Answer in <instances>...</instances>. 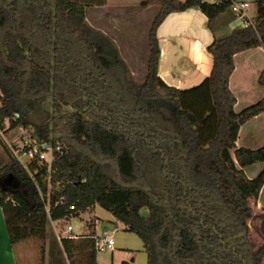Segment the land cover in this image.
Returning <instances> with one entry per match:
<instances>
[{
	"label": "trees",
	"instance_id": "1",
	"mask_svg": "<svg viewBox=\"0 0 264 264\" xmlns=\"http://www.w3.org/2000/svg\"><path fill=\"white\" fill-rule=\"evenodd\" d=\"M106 1L0 0V131L6 121L7 130L31 129L54 157L50 172L15 158L1 167L0 179L19 188L0 183L1 206L12 198L27 213L60 220L99 205L142 239L148 264H264L249 226L264 167L253 178L244 171L264 163V145L237 146L264 97L238 112L230 86L235 55L264 46V0L254 1L253 26L223 36L216 23L232 0H147L159 11L141 83L113 39L87 22V8ZM193 7L214 33L213 66L201 83L180 88L160 75L157 29ZM95 235L62 238L71 264H97Z\"/></svg>",
	"mask_w": 264,
	"mask_h": 264
},
{
	"label": "crops",
	"instance_id": "2",
	"mask_svg": "<svg viewBox=\"0 0 264 264\" xmlns=\"http://www.w3.org/2000/svg\"><path fill=\"white\" fill-rule=\"evenodd\" d=\"M111 1H113V3H111ZM146 1L147 0H107L106 3L102 5H96V7L98 6V11H111L110 15L113 16L114 19L117 15L112 13L113 10H120V14L118 16L121 17L116 18L120 22H123L124 20L125 24L127 25L128 36L126 37L128 40L134 42L133 38L135 37L137 38V40H135L137 46L140 43L145 45V52L142 58H144V63L147 67L146 62L147 57L149 56L148 30L150 31L151 27H146L145 21L147 24L151 23L148 25L151 26L159 11V7L155 5H147ZM207 1L214 2V0ZM235 1H248L250 3L249 8H251L255 0ZM111 4H114L115 6L113 7ZM250 15L252 18L255 17L257 15V8L255 11H253V14L250 13ZM144 18H147V20L143 21ZM230 20H235V15L232 9L231 12L225 13L217 19V23H219L216 32L217 35L224 34L221 33L224 32V29L226 30V34H229L235 29L234 27H230ZM90 23L89 24L91 26L97 29L99 28V30L101 29V31H103L106 35H109V30L99 27V25H95L92 22ZM143 25L145 28L142 35L140 28ZM199 27L204 34V40L195 37V34L198 35L199 33ZM237 27H240V25L236 26V28ZM204 28L206 31L203 30ZM137 33L140 34V36L142 35V42H140V36H137ZM157 35L161 47L160 75L169 85L180 88L188 87L196 84L209 75L213 66V59L212 56L207 52V47L214 40V33H212L208 27V17L201 11L199 7H193L183 12H174L169 14L158 27ZM111 39L117 43L122 57L128 63V65H130L128 59L124 56L122 48L118 44L117 39L115 37ZM136 47H132L129 51L131 53L137 52L136 50L138 48ZM176 57H178V62H173ZM172 62L173 67L180 70L183 69L185 74L181 75L179 78L174 77L177 71H174L171 68L170 65ZM235 63L236 69L230 77V86L236 96V99L238 100L235 105V110L240 112L241 109L245 108L246 106L256 103L250 102L251 104H246L240 107V102L243 100L244 96L253 97L252 99H256L257 102L264 97V84L259 81L260 75L264 71V46H258L257 48H252L238 53L235 55ZM132 73L134 72L132 71ZM180 73L182 72L180 71ZM145 76L146 72L144 78ZM239 93H242L243 95H240ZM8 128L9 126H6L5 130ZM5 130L0 131V168L6 166L11 161V159L14 158L10 148L8 147V143L4 138L6 134H8L7 132L9 130ZM238 135V147L244 146L251 149H259L262 147L264 145V111L243 124ZM263 167V162H257L244 167V171H246L247 175L251 178V175L258 176ZM263 188L259 199L254 203L255 205H258V202L264 191ZM97 207L101 206L96 205L88 209L86 212L81 213L78 217H73L84 220L85 225H81L80 231H75L73 228L76 237L70 238L74 239L75 241H79L81 238L87 237L88 234H90V232L93 230L100 232L104 226H107L105 224L106 222H112L110 221V218L100 216L97 211ZM110 214L111 217H114L112 213ZM47 216L49 217L50 225L48 228V236H46L44 241V250L42 256L43 264H71L67 254L64 251L62 239H59V236H65L67 234V229L60 222H63L64 224L67 223L69 225L73 218L53 220L48 214ZM96 220H98V222ZM17 231L21 240L20 246L21 252L23 253V261L20 260L19 255L14 247L13 236L10 230L8 218L6 216V210L3 209L0 203V264H36L40 259L36 258V256L39 257V255L35 252L33 254V252L29 249L30 247L24 242L26 235L21 226L18 227ZM115 249L116 248L111 250L113 251V257H115ZM142 250L145 252L143 241ZM134 251L122 252L119 259L121 264L124 260L128 261L130 258L133 260L132 264H138L136 256L133 257Z\"/></svg>",
	"mask_w": 264,
	"mask_h": 264
},
{
	"label": "rangeland",
	"instance_id": "3",
	"mask_svg": "<svg viewBox=\"0 0 264 264\" xmlns=\"http://www.w3.org/2000/svg\"><path fill=\"white\" fill-rule=\"evenodd\" d=\"M111 3H113V1H111ZM111 6L114 7L115 5L111 4ZM97 7L95 5V6L87 8V22L88 23L92 22L93 24L99 25V27H102L110 31L108 36H110L111 38L115 37L117 39L118 44L122 48L124 56L129 61L130 65L128 66L131 72L132 71L134 72L132 73V77L134 78V80H136L139 83L143 82L145 79L144 78L145 72L147 71V67L144 63L145 60L144 58H142L145 52V45L140 43L137 46L135 42L137 38L135 37L133 38L134 42L128 40V38L126 37L128 36L127 35V32H128L127 25L125 24L124 20L123 22H120L116 18V17H119V18L121 17V16H118L120 14L119 13L120 10H113L112 13L117 15L114 19L113 16L110 15L111 11H98ZM249 9H250V13L253 14V11H255L256 9L255 3H253L251 8ZM145 20H147V18H144L143 21ZM230 21H231L230 27L236 28V26H239V23L237 20L236 21L230 20ZM150 24H147V22L145 21L146 27L150 28L151 26H148ZM216 25L219 26V23H216ZM144 28H145L144 25L140 28V32L142 35L144 33ZM198 29H199V33L198 35L195 34V37H198L201 40H204L203 32L201 31L200 27ZM203 30L206 31L205 28ZM129 33H130V29H129ZM221 33H224V34H220V35L222 36L225 35L226 30L224 29V32H221ZM137 36H140V34L137 33ZM141 36L139 37L140 42H142ZM132 47L138 48L136 50L137 52L131 53L129 50ZM207 52H208V49H207ZM173 62H178V57H176ZM173 62L170 66L174 71H177L174 77L179 78L181 75H184L185 72L183 71V69L180 70V69L173 67ZM180 71L182 73H180ZM203 79L194 85H191L188 87H182V88L193 87L201 83ZM252 98L253 97H250V96H244L243 100L240 102L241 103L240 107L246 104L257 102L256 99H252ZM5 126H10L9 121H6ZM7 133L8 134H6L4 138L8 143V147L10 145L15 150L21 152L20 153L21 159H18L17 157L15 159H17L21 163V165L25 166L27 164V156L24 154L25 150L24 152L22 151H23L24 146L27 144L26 142L32 139L31 138V136H33L32 130L28 128H23V127L22 128L17 127L14 129H9ZM45 155H46V159L49 162L53 160L54 157H53L52 147L47 148V152L45 153ZM253 176H256V175H251V178ZM51 192H52V187H51L50 179H49V186H48V193H47L48 198L50 197ZM24 193L31 203L32 201H31V196L29 192L24 191ZM9 202H10V206L6 210V216L9 221L10 230L12 232L14 247L19 255L20 260L23 261L22 259L23 253L21 252V246H20L21 240L19 238L17 230H18V227L21 226L26 235L25 236L26 239H24V242L30 247L28 248L33 252V254L35 252L36 254L39 255V257L36 256V258H40L36 264H43L42 256H43V250H44V241L46 239V236H48V228L50 225L49 217L47 216V214L38 213V214L32 215L30 213L23 211L22 209H20V206L17 204V202L12 200V198H10ZM253 207L255 211V217L249 222V226L251 227L250 241H251V244L254 246V248L258 249V248L264 247V191L258 202V205L254 204ZM97 211L100 216L110 218L111 219L110 221H112V222H106L105 224L107 226H104V227L110 228L112 231H113V228L117 227V231L113 232V238L115 241L114 248H116L115 257H113V253H112L113 251L111 250L99 251L97 253V264H121V261L119 260L121 253L122 252H133L134 250L136 251H134L133 257L136 256L138 264H148L147 255H146L147 253H145L142 250L141 238L135 233L127 231L125 228V225L122 222L115 219V217H111V214L106 209L102 207H97ZM60 223L63 224L64 227L67 229V225H68L67 223L65 224L63 222H60ZM83 224L85 225V221L80 218H73L72 221L70 222V225L73 226L75 231H80L81 225ZM129 260H131V258L128 259V261Z\"/></svg>",
	"mask_w": 264,
	"mask_h": 264
},
{
	"label": "built area",
	"instance_id": "4",
	"mask_svg": "<svg viewBox=\"0 0 264 264\" xmlns=\"http://www.w3.org/2000/svg\"><path fill=\"white\" fill-rule=\"evenodd\" d=\"M218 0H214L217 2ZM250 3L248 1H235L232 0L231 9L235 15V20L238 21L239 25L242 27L253 26V19L249 13ZM32 139L28 140L26 145L23 148L25 150L24 154L27 156V164L24 166L26 169L29 170V164L33 161H36L38 165L48 164L50 172L51 162L46 159L45 153L47 152V148H44V143L40 142L36 137L31 136ZM10 151L14 158L21 159L20 151L15 150L13 147L9 145ZM47 211L49 212V205H46ZM73 209L74 206H71ZM98 222V220H96ZM117 231V227L113 228V231L110 228L104 227L101 229L100 232H96L95 240H96V251H106V250H113L115 241L113 238V232ZM67 234L65 236H59V239L65 237H76L74 233V229L72 225H68L67 227Z\"/></svg>",
	"mask_w": 264,
	"mask_h": 264
},
{
	"label": "flooded vegetation",
	"instance_id": "5",
	"mask_svg": "<svg viewBox=\"0 0 264 264\" xmlns=\"http://www.w3.org/2000/svg\"><path fill=\"white\" fill-rule=\"evenodd\" d=\"M0 183L2 184L4 188L8 189L9 191H12V189L19 190L18 185L16 183H12L11 178H9L8 182L6 183L2 181V179H0Z\"/></svg>",
	"mask_w": 264,
	"mask_h": 264
},
{
	"label": "water",
	"instance_id": "6",
	"mask_svg": "<svg viewBox=\"0 0 264 264\" xmlns=\"http://www.w3.org/2000/svg\"><path fill=\"white\" fill-rule=\"evenodd\" d=\"M47 147V144H44V148Z\"/></svg>",
	"mask_w": 264,
	"mask_h": 264
}]
</instances>
